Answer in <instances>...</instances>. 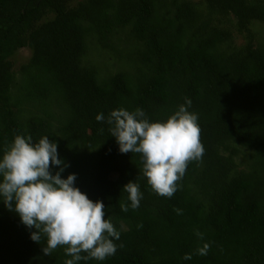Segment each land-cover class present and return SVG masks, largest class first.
<instances>
[{
  "label": "trees",
  "instance_id": "16d2710c",
  "mask_svg": "<svg viewBox=\"0 0 264 264\" xmlns=\"http://www.w3.org/2000/svg\"><path fill=\"white\" fill-rule=\"evenodd\" d=\"M19 49L29 57L14 71ZM186 99L204 154L167 198L95 117L141 108L166 121ZM16 135L55 142L61 178L75 174L120 234L113 255L79 264H264V0H0V155ZM34 231L0 198V264L71 258L45 256Z\"/></svg>",
  "mask_w": 264,
  "mask_h": 264
},
{
  "label": "clouds",
  "instance_id": "9594fccd",
  "mask_svg": "<svg viewBox=\"0 0 264 264\" xmlns=\"http://www.w3.org/2000/svg\"><path fill=\"white\" fill-rule=\"evenodd\" d=\"M190 105L191 100L186 99L166 121L151 122L141 108H121L111 111L107 118L101 113L95 119L110 126L121 154L140 155L143 176L152 190L171 198L188 163L201 160L204 154L198 116L188 110ZM57 149L47 136L33 143L31 136L16 135L0 155V198L5 207L19 215L24 226L35 229L30 235L32 241L39 244L42 236L46 238L42 247L45 256L62 247L71 257L64 264L104 261L116 252L114 241L120 234L110 218L105 219L104 203L93 202L74 187L75 174L61 178L68 165L59 158ZM52 166L59 171L53 174ZM123 190L130 207L138 208L142 199L139 184L129 182ZM121 210L127 212L128 205L122 204ZM176 211L182 214V210ZM196 236L203 240V233L197 231ZM209 249L210 244L203 243L196 253L205 256Z\"/></svg>",
  "mask_w": 264,
  "mask_h": 264
},
{
  "label": "rangeland",
  "instance_id": "374dc122",
  "mask_svg": "<svg viewBox=\"0 0 264 264\" xmlns=\"http://www.w3.org/2000/svg\"><path fill=\"white\" fill-rule=\"evenodd\" d=\"M29 57V52L27 49H19L10 57V61L12 63V69L15 71L20 64H24ZM102 58H104L102 60ZM93 59L99 60L100 62L103 61V63L112 64V57L107 55L106 53L103 54H94Z\"/></svg>",
  "mask_w": 264,
  "mask_h": 264
}]
</instances>
